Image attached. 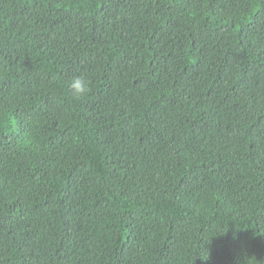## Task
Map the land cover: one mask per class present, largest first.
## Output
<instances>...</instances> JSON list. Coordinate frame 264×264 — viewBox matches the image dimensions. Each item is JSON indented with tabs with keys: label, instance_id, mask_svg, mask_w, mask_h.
<instances>
[{
	"label": "trees",
	"instance_id": "trees-1",
	"mask_svg": "<svg viewBox=\"0 0 264 264\" xmlns=\"http://www.w3.org/2000/svg\"><path fill=\"white\" fill-rule=\"evenodd\" d=\"M0 264H264V0H0Z\"/></svg>",
	"mask_w": 264,
	"mask_h": 264
},
{
	"label": "clouds",
	"instance_id": "clouds-1",
	"mask_svg": "<svg viewBox=\"0 0 264 264\" xmlns=\"http://www.w3.org/2000/svg\"><path fill=\"white\" fill-rule=\"evenodd\" d=\"M68 86L77 98L83 97L90 92V84L82 76H74Z\"/></svg>",
	"mask_w": 264,
	"mask_h": 264
}]
</instances>
